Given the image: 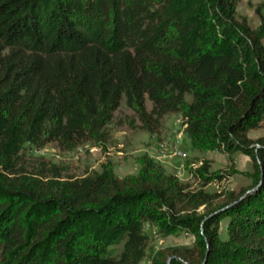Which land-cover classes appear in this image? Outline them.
I'll return each mask as SVG.
<instances>
[{
	"label": "trees",
	"instance_id": "obj_1",
	"mask_svg": "<svg viewBox=\"0 0 264 264\" xmlns=\"http://www.w3.org/2000/svg\"><path fill=\"white\" fill-rule=\"evenodd\" d=\"M236 1L0 0V264H140L146 223L193 237L149 264H264V134L247 136L264 118V16L251 28ZM122 98L145 130L179 113L190 149L248 156L249 185L191 190L151 157L123 178L18 165L25 144H100Z\"/></svg>",
	"mask_w": 264,
	"mask_h": 264
},
{
	"label": "rangeland",
	"instance_id": "obj_2",
	"mask_svg": "<svg viewBox=\"0 0 264 264\" xmlns=\"http://www.w3.org/2000/svg\"><path fill=\"white\" fill-rule=\"evenodd\" d=\"M260 15L264 16V0L236 1V18H244L251 28L259 25ZM262 43L264 44V38ZM186 100L189 101L188 96ZM145 107L147 110L151 108L150 101L145 100ZM181 120L179 113H168L153 132L145 130L122 98L111 121L104 128L105 140L100 144L87 142L71 150L61 149L55 142L41 146L25 144L19 152L18 165L39 176L56 179L94 176L108 165L116 177L123 178L137 175L142 160L151 157L153 161L161 163L166 172L173 173L179 181L186 183L191 190L202 189L208 193H219L238 191L249 185L252 173L250 162H240L239 153L190 149ZM263 124L264 118L259 127L249 130L251 139L264 134ZM174 136L181 139V149L185 151L183 158L161 154L157 150L158 142ZM168 162H174L178 168L174 169ZM225 225L226 220L222 219L218 230L221 239L226 238ZM143 231L148 236V244L140 264H149L152 254L159 249L191 247L193 244L191 232L185 228L166 232L156 223H146ZM119 249L120 246H117L116 251Z\"/></svg>",
	"mask_w": 264,
	"mask_h": 264
},
{
	"label": "bare ground",
	"instance_id": "obj_3",
	"mask_svg": "<svg viewBox=\"0 0 264 264\" xmlns=\"http://www.w3.org/2000/svg\"><path fill=\"white\" fill-rule=\"evenodd\" d=\"M178 137L174 136L172 138L169 139L167 138L165 140L158 142L157 150L159 151V153L171 154L172 156L177 158L185 157V151L181 149V143H182L181 139ZM167 145H168V149L165 147Z\"/></svg>",
	"mask_w": 264,
	"mask_h": 264
},
{
	"label": "crops",
	"instance_id": "obj_4",
	"mask_svg": "<svg viewBox=\"0 0 264 264\" xmlns=\"http://www.w3.org/2000/svg\"><path fill=\"white\" fill-rule=\"evenodd\" d=\"M251 131V130H250ZM250 131H248V133H247V136L250 138ZM184 143H183V148H184ZM185 149V148H184ZM209 154V153H208ZM239 160H240V162H242V163H244V164H246V163H248V162H250L249 161V158H248V156H246V155H242V154H240V157H239ZM169 163V166H171V167H173L174 169L175 168H178L177 166H176V164L174 163V162H168ZM166 167V166H165Z\"/></svg>",
	"mask_w": 264,
	"mask_h": 264
},
{
	"label": "water",
	"instance_id": "obj_5",
	"mask_svg": "<svg viewBox=\"0 0 264 264\" xmlns=\"http://www.w3.org/2000/svg\"><path fill=\"white\" fill-rule=\"evenodd\" d=\"M256 189H257V187H255V188H253V189H251V190H248V191L245 193V195L254 192ZM224 210H225V208L221 209L220 212H222V211H224Z\"/></svg>",
	"mask_w": 264,
	"mask_h": 264
},
{
	"label": "built area",
	"instance_id": "obj_6",
	"mask_svg": "<svg viewBox=\"0 0 264 264\" xmlns=\"http://www.w3.org/2000/svg\"><path fill=\"white\" fill-rule=\"evenodd\" d=\"M167 149H168V145L167 146H165Z\"/></svg>",
	"mask_w": 264,
	"mask_h": 264
}]
</instances>
